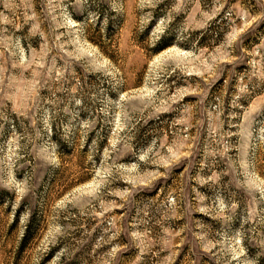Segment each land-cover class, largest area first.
I'll list each match as a JSON object with an SVG mask.
<instances>
[{"label": "rangeland", "instance_id": "rangeland-1", "mask_svg": "<svg viewBox=\"0 0 264 264\" xmlns=\"http://www.w3.org/2000/svg\"><path fill=\"white\" fill-rule=\"evenodd\" d=\"M0 264H264V0H0Z\"/></svg>", "mask_w": 264, "mask_h": 264}]
</instances>
